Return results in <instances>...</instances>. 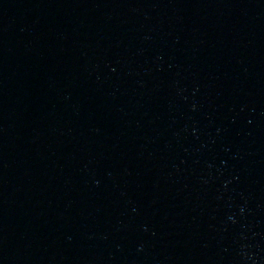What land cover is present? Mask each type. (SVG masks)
<instances>
[{"label":"water","instance_id":"95a60500","mask_svg":"<svg viewBox=\"0 0 264 264\" xmlns=\"http://www.w3.org/2000/svg\"><path fill=\"white\" fill-rule=\"evenodd\" d=\"M0 264H264V0H0Z\"/></svg>","mask_w":264,"mask_h":264}]
</instances>
